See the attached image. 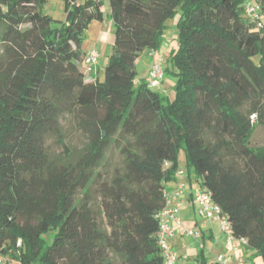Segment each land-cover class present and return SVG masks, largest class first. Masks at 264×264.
Returning <instances> with one entry per match:
<instances>
[{
    "label": "trees",
    "instance_id": "trees-1",
    "mask_svg": "<svg viewBox=\"0 0 264 264\" xmlns=\"http://www.w3.org/2000/svg\"><path fill=\"white\" fill-rule=\"evenodd\" d=\"M62 1L56 21L41 12L47 0H0L1 252L11 264H162L158 215L184 150L234 238L264 264V145H250L264 127V21L245 12L264 0H107L114 40L102 82L80 65L104 0ZM175 18L169 101L147 80L136 85V63L161 49ZM68 118L86 139L75 161ZM49 138L64 160L50 156ZM112 152L122 173L105 180ZM191 264L211 263L201 250Z\"/></svg>",
    "mask_w": 264,
    "mask_h": 264
},
{
    "label": "crops",
    "instance_id": "crops-1",
    "mask_svg": "<svg viewBox=\"0 0 264 264\" xmlns=\"http://www.w3.org/2000/svg\"><path fill=\"white\" fill-rule=\"evenodd\" d=\"M104 12L108 14L107 19H103L101 22L93 21L86 30L85 37L89 36V40L84 44L85 47H83V49L86 52H84L83 56H86L89 51L94 49L99 50L101 55L107 44V46H109V44L113 45L114 28L109 17L108 2L107 5H104ZM110 35H112V37H110ZM110 53L108 52L105 56L104 61L106 64L108 63ZM155 55L156 52H147L148 58H152V60L148 64L146 77L140 78L136 83L137 85L147 80L150 66L155 61ZM81 71H83L86 80H99L98 72L95 71L93 67L88 66L83 70L81 69ZM178 170H180V168ZM178 185H183L184 187V193L180 197L183 206L179 214L180 224L173 225L176 236L169 240L170 248L178 256V264H191V260L194 259L201 250L211 264H222L217 262V258L220 256L226 259L225 264H237L240 259L243 260L245 264H254V250L246 245H241L237 240H226L217 223H210L205 217L198 213L195 204V194L202 188L197 178L189 169L187 172L184 171L183 175L180 177H175L174 175L173 180L165 184V191L170 197L173 196ZM182 230L198 232L200 233V238L196 240L191 237H181L179 232Z\"/></svg>",
    "mask_w": 264,
    "mask_h": 264
},
{
    "label": "rangeland",
    "instance_id": "rangeland-1",
    "mask_svg": "<svg viewBox=\"0 0 264 264\" xmlns=\"http://www.w3.org/2000/svg\"><path fill=\"white\" fill-rule=\"evenodd\" d=\"M80 2H84V0H80ZM254 3L253 1L251 2ZM104 5H107V0H104ZM41 12L43 14L49 15L56 21H63L65 19L64 5L62 0H47V2L42 5ZM259 17L264 21V9L262 7H258ZM108 14L104 13V19H107ZM247 17L242 13V19L245 20ZM109 22V20H108ZM166 31L163 37V45L161 49L156 52L155 61H158L159 58L162 59L161 63L163 65V69H167L165 71L163 84H161L158 88L154 89L157 93L163 95L169 101H172L175 97L174 86L177 82V78L173 73H176L175 67L171 63V55L173 52H176L179 49L178 43V30H177V18L171 19L166 23ZM86 35V34H85ZM112 37V35H110ZM89 40V36L85 37L84 42L82 44V51L86 52L83 47H85V42ZM87 44V43H86ZM108 45V44H107ZM106 45V46H107ZM104 48L103 54L100 55V59H98L96 65L91 66L98 72V78L102 82L104 80V70L106 67L105 56L112 51V45L109 44ZM90 52V51H89ZM88 54V53H87ZM152 58H148L147 52H144L137 60L136 63V72L137 77L135 82L137 83L140 78H145L147 73L148 64L151 62ZM106 64V65H105ZM88 66L83 63L80 65V69H85ZM83 72V71H82ZM137 85V84H136ZM63 126V134L65 137V143L68 150V153H71V161H75L77 157L81 154L82 148L86 143L85 137L75 129L74 125L70 121V119H65L62 121ZM250 145L255 147L256 145H264V127L255 126L254 132L250 139ZM47 151L50 156L56 161L64 160L65 156L68 153H65V150L58 144L53 138H49L46 142ZM179 168L183 172H187V162H186V153L184 150H181L179 153ZM101 175L103 179L110 180L114 175H118L122 173V162L121 158L114 152L108 154L107 159L105 160L102 168ZM98 188L94 186L90 192V198L92 206L95 210H98V206L100 203V195L98 193ZM101 219V217L99 218ZM54 235V231H50L47 234L43 235V239L50 243ZM255 261L254 264H263L262 258L254 252Z\"/></svg>",
    "mask_w": 264,
    "mask_h": 264
},
{
    "label": "built area",
    "instance_id": "built-area-1",
    "mask_svg": "<svg viewBox=\"0 0 264 264\" xmlns=\"http://www.w3.org/2000/svg\"><path fill=\"white\" fill-rule=\"evenodd\" d=\"M245 12L250 17H257L258 7L251 3H247ZM100 56V52L97 49L91 50L85 57L84 63L87 66L96 65ZM162 59L159 58L158 61L153 62L150 66L147 84L150 88H158L164 80V69L161 63ZM255 116L252 117L254 120ZM167 165V164H166ZM183 175L181 170H178L175 177H180ZM184 193L183 185H178L173 196L170 197L169 194L164 190L165 205L158 215L159 229L156 234L157 245L160 248L162 255V264H178V256L169 246V240L176 236V232L173 225L180 224L179 214L182 209V201L180 197ZM195 204L198 209V213L205 217L210 223H217L220 226L221 232L224 234L226 240H237L241 245H246L244 239H235L232 234V228L226 219L221 215L220 207L215 204L211 195L205 190L201 189L195 194ZM181 237H191L194 239L200 238V233L194 232L192 230H182L179 232ZM218 263L225 264L226 259L223 256L217 258ZM12 260L8 255H5L0 250V264H11ZM237 264H245L243 260H238Z\"/></svg>",
    "mask_w": 264,
    "mask_h": 264
}]
</instances>
